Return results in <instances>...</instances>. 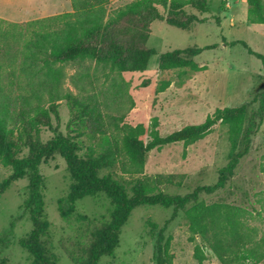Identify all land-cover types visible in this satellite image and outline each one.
Returning <instances> with one entry per match:
<instances>
[{
    "label": "rangeland",
    "instance_id": "obj_1",
    "mask_svg": "<svg viewBox=\"0 0 264 264\" xmlns=\"http://www.w3.org/2000/svg\"><path fill=\"white\" fill-rule=\"evenodd\" d=\"M135 1L139 0H102L75 9L72 0H0V104L7 105L8 126L16 127L15 155L28 157L30 145L43 146L60 136L77 143L82 159L100 164V177L111 175L125 184L128 192L143 176L173 175L181 184L160 190L167 195L185 196L217 182L219 171L231 156L242 152L244 133L248 131L249 150L239 158L225 188L212 194L202 192L199 200L210 206L240 209L241 234L254 242L264 240V67L248 53L251 50L264 57V25L248 22L245 0H208L206 12L185 8L186 15L195 18L186 30L169 26L167 10L159 6L161 18L154 14L133 16L106 31L105 44L116 38L129 52L136 47L154 51L144 71L117 73L84 62L55 67L48 73L58 75L54 91L97 99L104 114L116 118L121 126L143 125L147 130L145 139L153 128L166 136L203 123L216 110L243 106L246 113L235 146L229 139L228 127L217 124L192 145L178 143L149 152L143 175L125 174L120 170V160L124 158L118 154L112 136L92 134L85 119L72 116L63 97L43 105L49 118L37 117L30 137L25 138L30 124L33 126V114L20 121L21 107L28 108L31 95L21 69L29 63L23 47L34 39L32 32L59 37L83 16L103 18L106 22L111 14ZM61 17L64 19L48 22L45 27H25ZM186 49L201 50L195 56L183 55L201 71L159 70L162 54ZM44 99L49 98L44 95ZM11 175V168L0 162V183ZM38 175L47 224V233L40 242L53 256V264H88L96 233L110 219V200L104 194L86 197L75 203L71 215L63 217L58 200L66 197L73 184L64 159L58 153L44 159ZM29 182L28 174L0 194V264H36L33 255L19 245L20 239L34 229L25 209L30 197ZM172 213V208L159 206L133 210L119 231L113 254L101 257L97 264H156L159 232ZM152 226H156L153 235ZM169 236L173 264H221L190 230L186 210L179 211L167 224L164 238ZM195 248L200 261L195 258ZM259 264H264V258Z\"/></svg>",
    "mask_w": 264,
    "mask_h": 264
},
{
    "label": "trees",
    "instance_id": "obj_2",
    "mask_svg": "<svg viewBox=\"0 0 264 264\" xmlns=\"http://www.w3.org/2000/svg\"><path fill=\"white\" fill-rule=\"evenodd\" d=\"M75 9L85 7L87 3H99L102 0H72ZM208 0H139L111 14L105 22L103 18L85 17L76 22L78 25H69L59 37L50 34L32 32L34 39L23 47L27 66L21 69L28 80L31 92L28 108L21 107L20 121L30 117L33 126L25 133L30 137V129L35 126L36 118H49L45 103H55L63 97L68 104L72 116L85 119L90 131L94 135H110L114 139L117 152L124 160H120L122 173L143 175L145 157L153 151L172 144L182 143L192 145L206 137L217 124L228 127L229 139L233 146L241 134V124L245 116V107L225 108L216 110L199 125H189L169 135L161 136L154 128L145 139L147 130L143 125L135 127L120 125L116 118L104 114L103 105L95 98L80 97L72 92L54 91L57 86L58 75L48 76L55 67L62 65H82L84 62L102 66L112 72L126 73L144 71L149 58L154 55L150 49L134 48L128 51L119 45L116 38L104 43V34L133 16L154 14L161 18L157 7L167 10L166 23L177 29L186 30L195 21L193 16H187L185 8L190 7L199 12H206ZM248 6L247 20L251 24L264 25V0H245ZM67 16H65V19ZM61 18H53L45 22H35L25 25L29 27H45L48 22ZM76 26V28H74ZM201 53L200 49L175 50L161 55L159 70L178 69L189 72L201 71L191 59L184 57L195 56ZM248 53L261 61L264 67V57L248 50ZM46 80L43 81V77ZM48 96V101L44 99ZM31 104V105H30ZM0 104V162L12 170V175L0 183L2 194L12 182L30 175V197L25 202V209L31 215L34 225L33 231L20 239L19 245L35 258L36 264H53V256L47 247L40 242V238L47 233V224L44 216V203L41 194L42 180L38 175V168L44 159L58 153L64 159L70 178L73 182L65 198L58 200L59 213L63 217L71 215L75 203L86 197L104 194L111 202L112 211L109 221L96 233L95 241L90 251L88 264H97L101 257L112 255L119 243V231L126 223L133 210L141 206H159L172 208L170 219L159 232L156 264H173L174 256L170 252L172 238H164V231L169 222L173 221L177 213L186 210V217L190 230L198 235L203 243L210 248L221 264H259L264 258V240L252 241L239 231L241 210L226 205H206L199 200L200 193L212 194L225 188L227 181L233 176L239 158L249 150V132L244 133L243 150L240 154L231 156L230 162L218 173V180L213 186L196 189L185 196H172L163 193L164 186H179L181 181L173 175L143 176L137 179L130 192L125 184L114 179L111 175L100 177V164L94 160L82 159L76 142L64 137H56L48 144L40 146L30 145V155L18 158L13 146L16 127L10 128L7 124L5 108ZM39 119V120H41ZM15 125V124H14ZM21 134V133H20ZM20 137V136H19ZM30 138H27L29 140ZM156 226H152L154 234ZM249 245V246H248ZM195 258L200 261L198 248H195Z\"/></svg>",
    "mask_w": 264,
    "mask_h": 264
}]
</instances>
